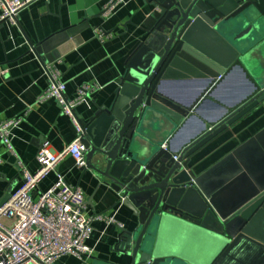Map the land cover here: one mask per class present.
Segmentation results:
<instances>
[{
	"label": "water",
	"instance_id": "95a60500",
	"mask_svg": "<svg viewBox=\"0 0 264 264\" xmlns=\"http://www.w3.org/2000/svg\"><path fill=\"white\" fill-rule=\"evenodd\" d=\"M143 1L158 20L128 62L114 101L83 122L85 171L118 194L136 222L133 230L122 229L120 261L113 264H245L249 255L264 258V130L203 174L189 169L200 149L264 103V75L256 68L257 78L245 67L253 42L264 38V0ZM64 37L40 44L36 52L48 55L44 62L57 58L51 51ZM237 68L250 83L244 96L175 145ZM180 80L204 86L193 101L183 102L166 89ZM170 232L206 240L209 250L194 256L171 241Z\"/></svg>",
	"mask_w": 264,
	"mask_h": 264
},
{
	"label": "crops",
	"instance_id": "0c3cea01",
	"mask_svg": "<svg viewBox=\"0 0 264 264\" xmlns=\"http://www.w3.org/2000/svg\"><path fill=\"white\" fill-rule=\"evenodd\" d=\"M107 2L35 0L20 13L17 25L0 27V121L21 120L13 131L16 156L8 152L0 139V203L9 192L11 195L22 186L23 179L16 165L18 160L35 173L39 168L37 154L44 142H49L52 152L60 153L78 138L71 118L63 114L54 100L38 103V98L49 86L45 64L58 69L70 98H75L83 86L94 87L77 108L81 120L89 122L98 107H108L114 101L128 62L147 40L158 20L156 10L143 0H125V5L112 17L103 20L101 13ZM99 30L110 37L102 42L97 38L96 31ZM57 34L65 36L57 40L51 51L56 52L57 58L44 62L43 58L47 59L48 55H38L36 49ZM249 84L242 70H234L208 97L198 112L199 117L180 134L175 145L197 132L204 122L213 121L227 112L244 96ZM203 86V82L196 80H180L168 83L166 89L172 97L191 102ZM263 130L264 103L200 149L191 159L190 171L197 176L203 174ZM58 174L83 191L89 214L113 217L124 226L123 229L136 227L132 212L119 203V195L103 185L94 172L77 168L72 157L65 158L42 180L34 193L35 199L55 185ZM121 231L117 225L95 222L93 233L86 241L93 249L92 255L82 260L72 255L64 256L55 264H113L120 261L117 248ZM169 239L184 246L194 256L209 250L206 240L186 237L179 232H170ZM245 261V264H264V258L256 255H249Z\"/></svg>",
	"mask_w": 264,
	"mask_h": 264
},
{
	"label": "built area",
	"instance_id": "2783aa9c",
	"mask_svg": "<svg viewBox=\"0 0 264 264\" xmlns=\"http://www.w3.org/2000/svg\"><path fill=\"white\" fill-rule=\"evenodd\" d=\"M33 1L0 0V27L4 24L17 25L20 13ZM123 5L125 0H108L101 18L108 20ZM96 32L102 42L110 37L102 30ZM45 72L49 86L38 98V103L54 100L63 114L71 118L78 138L60 153L52 152L49 142H44L37 154L39 168L35 173L30 172L22 161H17L23 183L0 207V264H55L60 258L69 255L82 260L93 253L86 241L93 233L95 222L105 221L124 228L113 217L89 214L83 191L69 184L61 174H58L57 182L50 190L42 193L38 199L34 198L42 180L54 172L65 158L72 157L77 168L86 169L85 147L82 143L84 127L77 108L94 90V87L83 86L75 98H70L58 69L45 64ZM20 124L21 120L18 119L0 121V139L14 156L13 131Z\"/></svg>",
	"mask_w": 264,
	"mask_h": 264
},
{
	"label": "rangeland",
	"instance_id": "374dc122",
	"mask_svg": "<svg viewBox=\"0 0 264 264\" xmlns=\"http://www.w3.org/2000/svg\"><path fill=\"white\" fill-rule=\"evenodd\" d=\"M232 39L233 38L230 37V40ZM261 41H264V38H258L254 41L255 43L253 42L252 46L249 49L251 53H249L247 58L245 59V67H247L249 71L254 72H256V68H260L261 73L264 75V64L262 63L264 62V43L260 44ZM255 76L259 78V76H257V72L255 73Z\"/></svg>",
	"mask_w": 264,
	"mask_h": 264
}]
</instances>
